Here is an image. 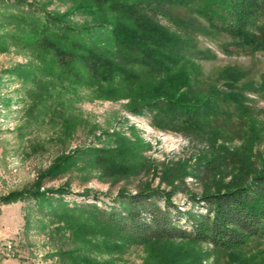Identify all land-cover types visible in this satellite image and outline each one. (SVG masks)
<instances>
[{
  "label": "rangeland",
  "instance_id": "1",
  "mask_svg": "<svg viewBox=\"0 0 264 264\" xmlns=\"http://www.w3.org/2000/svg\"><path fill=\"white\" fill-rule=\"evenodd\" d=\"M186 2L193 11L202 3ZM120 3L0 0V264H264V239L230 251L189 240L113 244L78 212L57 213L60 199L112 208L121 189L134 194L148 186L172 188L180 210L204 214L190 196L229 189L264 168V91L256 90L264 52L238 51L196 12L201 23L193 35L155 18L167 38L181 41L172 77L132 68L134 81L118 73L104 82L88 63L56 65L65 38L116 60L114 25L139 30L125 12L116 16ZM45 12L72 32L47 30ZM172 83L181 85L177 95L215 101L210 121L181 131L158 126L146 109L133 110L145 102L143 94L157 86L171 90ZM37 186L69 191L48 193L51 207L30 196L4 202ZM157 203L164 208L163 199Z\"/></svg>",
  "mask_w": 264,
  "mask_h": 264
},
{
  "label": "trees",
  "instance_id": "2",
  "mask_svg": "<svg viewBox=\"0 0 264 264\" xmlns=\"http://www.w3.org/2000/svg\"><path fill=\"white\" fill-rule=\"evenodd\" d=\"M119 1L121 3L114 10L116 16L122 17L125 12L139 30L134 27L128 29L123 24L114 25L117 59H108L96 50L65 38L64 46L56 47L62 57L60 62L57 61V66L72 69L77 63H88V67L96 71L94 79L104 82L110 81L118 73L124 80L134 81L132 68L153 76L172 77L174 66L183 57L179 54L181 41L167 38V32L155 23V18H164L173 27L193 35L201 23L194 12L209 26L226 33L238 51L264 52V0H201V6L195 11L191 5L185 7L186 0ZM127 1L137 2L124 6ZM22 5L32 9L27 3ZM43 18L44 27L54 30L57 36L72 32L63 25L60 18L48 12L44 13ZM73 36L80 35L78 33ZM171 86V90L157 86L148 94H143L145 102L133 104V110L146 109L155 115L154 120L158 126H170L181 131L195 128L200 120L210 121L211 111L217 105L215 101L205 103L197 98L177 95L181 85L172 83ZM258 87L257 91H264V75ZM231 97L236 99L237 95ZM213 165L214 161L210 162L207 170L213 171ZM53 191L62 195L69 188L42 191L37 186L34 190L9 194L4 202L30 196L45 199L51 207L48 193ZM174 193L172 188L167 190L148 186L138 188L134 194L121 189L114 198L118 205L112 208L83 203L70 206L60 199L57 213L74 214L77 217L75 214L78 212L79 217H86L99 227L100 231L95 230L94 233L113 244L189 240L211 245L218 251H230L244 247L251 239H264V168L253 173L249 180L238 179L229 189L190 196L195 206L206 208L204 214L180 210L172 199ZM158 199L164 200V208L158 205ZM181 221L184 223L181 224Z\"/></svg>",
  "mask_w": 264,
  "mask_h": 264
}]
</instances>
